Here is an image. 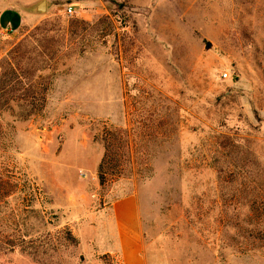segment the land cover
<instances>
[{"label": "rangeland", "instance_id": "obj_1", "mask_svg": "<svg viewBox=\"0 0 264 264\" xmlns=\"http://www.w3.org/2000/svg\"><path fill=\"white\" fill-rule=\"evenodd\" d=\"M26 18L0 27V63L23 44L49 90L40 115L3 116L0 264H122L114 206H135L146 264H264V0H47ZM107 130L131 153L101 185Z\"/></svg>", "mask_w": 264, "mask_h": 264}, {"label": "trees", "instance_id": "obj_2", "mask_svg": "<svg viewBox=\"0 0 264 264\" xmlns=\"http://www.w3.org/2000/svg\"><path fill=\"white\" fill-rule=\"evenodd\" d=\"M32 53L24 50L21 44L9 51L0 63V137L6 112H11V116L17 120L27 121L40 115L46 106L49 84L37 75L42 69L36 66ZM13 105L21 108L22 112L15 114ZM118 134L115 130H107L102 135L101 141L105 151L98 167L101 185L107 182L108 177H120L125 165L130 161L125 158L124 152L129 156L131 145L126 138ZM8 185L0 172V203L14 193L13 187L9 188Z\"/></svg>", "mask_w": 264, "mask_h": 264}, {"label": "crops", "instance_id": "obj_3", "mask_svg": "<svg viewBox=\"0 0 264 264\" xmlns=\"http://www.w3.org/2000/svg\"><path fill=\"white\" fill-rule=\"evenodd\" d=\"M9 12L18 13L15 17L17 18L16 22L8 23L7 15ZM27 14L28 12H26L25 10H5L0 14V27L7 32L19 31L23 27L25 20L27 19ZM2 21H4L3 27ZM121 207L123 206H114L112 210V229L110 231L114 239V247L119 251L122 264H146L144 258L142 257V246L139 237L140 233L135 213L136 208L135 206H132L133 208H130L131 216L127 219L124 218L123 215H121ZM126 238H128V243L125 242ZM103 241L106 244H109L108 236H106Z\"/></svg>", "mask_w": 264, "mask_h": 264}, {"label": "water", "instance_id": "obj_4", "mask_svg": "<svg viewBox=\"0 0 264 264\" xmlns=\"http://www.w3.org/2000/svg\"><path fill=\"white\" fill-rule=\"evenodd\" d=\"M26 12L31 14H43L47 12V0H41L39 3L31 6L30 8L24 9Z\"/></svg>", "mask_w": 264, "mask_h": 264}, {"label": "built area", "instance_id": "obj_5", "mask_svg": "<svg viewBox=\"0 0 264 264\" xmlns=\"http://www.w3.org/2000/svg\"><path fill=\"white\" fill-rule=\"evenodd\" d=\"M67 12H68L69 15H72V14L74 13L73 10H72L71 8H69V9L67 10ZM227 76H228L227 74H224V77H225V78H227Z\"/></svg>", "mask_w": 264, "mask_h": 264}]
</instances>
